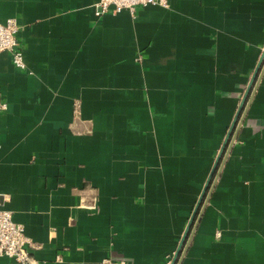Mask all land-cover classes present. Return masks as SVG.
<instances>
[{
	"label": "crops",
	"instance_id": "1",
	"mask_svg": "<svg viewBox=\"0 0 264 264\" xmlns=\"http://www.w3.org/2000/svg\"><path fill=\"white\" fill-rule=\"evenodd\" d=\"M97 1L0 0L26 63L0 53V206L39 264H171L264 52V0ZM226 150L181 264H264V73Z\"/></svg>",
	"mask_w": 264,
	"mask_h": 264
},
{
	"label": "built area",
	"instance_id": "2",
	"mask_svg": "<svg viewBox=\"0 0 264 264\" xmlns=\"http://www.w3.org/2000/svg\"><path fill=\"white\" fill-rule=\"evenodd\" d=\"M147 5H160L169 7L168 0H99L95 3L97 16L106 13H117L128 10L135 13L139 7ZM21 25L16 17L0 20V53L9 51L13 63L19 68H25L23 50L20 47L18 33ZM8 108L7 103L0 98V112ZM33 245L25 232L22 223L14 220L13 212L0 206V256H9L16 259L19 264H39L30 253L29 247Z\"/></svg>",
	"mask_w": 264,
	"mask_h": 264
},
{
	"label": "water",
	"instance_id": "3",
	"mask_svg": "<svg viewBox=\"0 0 264 264\" xmlns=\"http://www.w3.org/2000/svg\"><path fill=\"white\" fill-rule=\"evenodd\" d=\"M263 73H264V52L260 58L259 64L256 68V71L254 73L252 81H251V83L248 87V90H247V92L243 98V101L239 107V110L236 114V117L232 123L231 129H230L228 136L225 140V143L221 149L219 157L216 160L213 171H212V173H211V175H210V177H209V179L205 185L204 191H203V193L199 199L198 205H197V207H196V209L192 215V218H191L189 225L186 229V232H185V235L182 239V242H181L171 264H181L182 263L183 257L185 255V252H186L187 247H188V243L191 240L192 233H193L196 225L200 221L204 207L206 206V204L209 200V197L213 191V188L215 187V184L217 182V179H218L219 174L221 172V169L223 167V162L225 160L226 154H225L223 160L221 157L223 156L225 151L227 153V150H226L227 146H228V150H229L231 143L235 139L237 131H238L240 125L242 124L245 112L247 111V108H248V106H249V104L253 98V95L257 89L258 82L261 79ZM215 173H216V176L214 177Z\"/></svg>",
	"mask_w": 264,
	"mask_h": 264
}]
</instances>
